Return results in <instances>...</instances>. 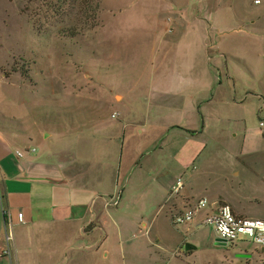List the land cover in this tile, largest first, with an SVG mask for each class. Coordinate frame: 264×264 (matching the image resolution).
Returning a JSON list of instances; mask_svg holds the SVG:
<instances>
[{
    "label": "rangeland",
    "instance_id": "rangeland-1",
    "mask_svg": "<svg viewBox=\"0 0 264 264\" xmlns=\"http://www.w3.org/2000/svg\"><path fill=\"white\" fill-rule=\"evenodd\" d=\"M61 3L0 0V122L24 114L19 129L51 133L79 162H119L127 225L110 228L109 258L100 249L93 264H264L262 249L217 244L213 226L199 222L208 208L184 225L141 211L136 194H152L151 172L129 182L160 147L200 143L189 186L262 198L264 0H100L95 19L76 8L56 15Z\"/></svg>",
    "mask_w": 264,
    "mask_h": 264
},
{
    "label": "crops",
    "instance_id": "crops-1",
    "mask_svg": "<svg viewBox=\"0 0 264 264\" xmlns=\"http://www.w3.org/2000/svg\"><path fill=\"white\" fill-rule=\"evenodd\" d=\"M198 74L205 75V70ZM172 90L170 94L177 95V90ZM9 119L11 123L0 122V252L10 249L11 257L0 264H93L94 255H102L100 249L104 251L103 259H108L109 230L113 226L120 231L126 227L120 217L124 206L130 205L119 183V162L115 158L111 162H97V156L90 162H79L67 145L52 144L51 133L35 134L24 127L19 129L20 121L25 124L24 114L12 115ZM185 131L191 135L200 133L187 128ZM112 140L114 137L108 141ZM203 146L193 143L174 153L160 147L157 158L134 167L129 182L137 183L150 172L154 180L152 194H136L139 196L136 205L141 211L172 216L206 199L209 206L202 217L198 216L201 222L224 199L238 216L264 219V208L261 213L247 209V202L251 200L259 206L264 204V187L257 190L262 195L259 198L248 194H212L208 187L189 186V177L194 174L188 172ZM159 157L164 160L158 161ZM243 166L246 168L244 162L239 166L242 170L235 172L236 176L243 173ZM179 178H185V187L172 197L173 186ZM238 184L242 186L241 182ZM19 214H23V223L19 221ZM140 225L147 227L146 222ZM9 233L13 237L10 242L6 239ZM243 245L245 249L251 246Z\"/></svg>",
    "mask_w": 264,
    "mask_h": 264
},
{
    "label": "built area",
    "instance_id": "built-area-1",
    "mask_svg": "<svg viewBox=\"0 0 264 264\" xmlns=\"http://www.w3.org/2000/svg\"><path fill=\"white\" fill-rule=\"evenodd\" d=\"M262 123L261 125H263ZM35 151V150H34ZM19 157H23V153H17ZM185 187L182 178L177 179L173 186L172 193L177 195ZM209 206L206 199L189 205L183 211L173 215V223L175 225L191 224L196 222L198 216ZM19 221L24 222L23 214H19ZM202 225H212L216 237L226 242V244L246 243L255 249L264 250V220L258 218H249L238 216L229 204L217 205L216 208L206 213L201 220ZM12 235L7 234V241L12 240ZM246 239V241H243ZM264 252V251H263ZM10 249L0 252V261L10 258Z\"/></svg>",
    "mask_w": 264,
    "mask_h": 264
},
{
    "label": "trees",
    "instance_id": "trees-1",
    "mask_svg": "<svg viewBox=\"0 0 264 264\" xmlns=\"http://www.w3.org/2000/svg\"><path fill=\"white\" fill-rule=\"evenodd\" d=\"M62 3L60 5H57V14L61 15L62 17L68 16L71 13H68V11L71 9L72 11L76 8V14L81 19V17H88L90 19H95L97 17V12L100 9V0H60ZM69 3V4H68ZM69 5V9L65 8V5ZM74 8V9H73ZM71 12V11H69ZM78 23V22H77ZM72 34H76L77 31H79V26L74 25L69 30ZM78 33V32H77Z\"/></svg>",
    "mask_w": 264,
    "mask_h": 264
},
{
    "label": "water",
    "instance_id": "water-1",
    "mask_svg": "<svg viewBox=\"0 0 264 264\" xmlns=\"http://www.w3.org/2000/svg\"><path fill=\"white\" fill-rule=\"evenodd\" d=\"M217 244H219V245H223V246H226V245H227L226 242L221 241V240H219V239L217 240ZM186 247H187V250H188V251L192 249V246L189 245V244H187ZM239 257H246V256L239 255Z\"/></svg>",
    "mask_w": 264,
    "mask_h": 264
}]
</instances>
